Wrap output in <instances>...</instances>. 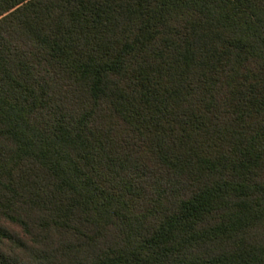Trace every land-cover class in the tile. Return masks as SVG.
Returning a JSON list of instances; mask_svg holds the SVG:
<instances>
[{
	"label": "trees",
	"instance_id": "obj_1",
	"mask_svg": "<svg viewBox=\"0 0 264 264\" xmlns=\"http://www.w3.org/2000/svg\"><path fill=\"white\" fill-rule=\"evenodd\" d=\"M0 264H264V0H0Z\"/></svg>",
	"mask_w": 264,
	"mask_h": 264
}]
</instances>
